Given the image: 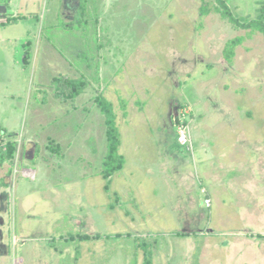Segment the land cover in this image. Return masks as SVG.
<instances>
[{"label":"rangeland","instance_id":"rangeland-1","mask_svg":"<svg viewBox=\"0 0 264 264\" xmlns=\"http://www.w3.org/2000/svg\"><path fill=\"white\" fill-rule=\"evenodd\" d=\"M225 1L254 18L264 0ZM215 6L1 5L10 22L0 24V149L17 148L0 168V264H144V242L152 264H264V37ZM238 36L230 64L223 49ZM60 76L84 83L74 102L54 97ZM99 94L124 158L109 179ZM176 116L192 151L177 144Z\"/></svg>","mask_w":264,"mask_h":264},{"label":"trees","instance_id":"trees-1","mask_svg":"<svg viewBox=\"0 0 264 264\" xmlns=\"http://www.w3.org/2000/svg\"><path fill=\"white\" fill-rule=\"evenodd\" d=\"M11 0H0L1 5L9 6ZM216 2V6L214 11L220 15L223 20L228 21L235 28L242 29L248 32V36H252L254 34H261L264 37V1L258 2V8L256 9V17L251 18L247 17H238L235 15L231 8L228 6L225 0H214ZM210 10L206 7L201 8L202 15H208ZM83 7L78 9L77 14L74 20L77 18H81L83 15ZM6 19V23L10 22L9 15H0V19ZM73 20V22H74ZM245 41V37L238 36L228 40L223 49V58L228 63L232 64L235 55L236 49L241 46ZM55 83V91L54 97L59 99L62 103L65 102H74L77 97L83 92L84 83L77 79H72L68 76H60L54 79ZM94 103L100 109L101 113L104 116V124L106 129V138H107V146L108 152L105 156V160L103 163V168L100 171V174L105 178L109 179L116 172L122 169L124 165V158L120 154L121 147V135L119 133V129L116 125V117L114 114L113 107L111 103L103 97L102 94H99L93 98ZM126 115V110L125 113ZM176 121V120H175ZM177 139V138H176ZM177 144H180L177 141ZM16 144L13 142H9L5 148L0 149V168L6 164L13 161L16 153ZM52 151H59L60 148L58 145L53 143L50 146ZM83 238H88L89 236H81ZM142 247L146 249L145 255V263L144 264H152V259L149 256V243H142Z\"/></svg>","mask_w":264,"mask_h":264},{"label":"built area","instance_id":"built-area-1","mask_svg":"<svg viewBox=\"0 0 264 264\" xmlns=\"http://www.w3.org/2000/svg\"><path fill=\"white\" fill-rule=\"evenodd\" d=\"M176 120V128H177V141L178 143L186 147L187 150L192 151L193 150V143L192 139L190 138V129L188 122L185 119L179 118V116L175 118ZM202 193L205 195L206 191L203 190ZM205 204L207 207H210L211 205V200L209 198L205 199Z\"/></svg>","mask_w":264,"mask_h":264},{"label":"crops","instance_id":"crops-1","mask_svg":"<svg viewBox=\"0 0 264 264\" xmlns=\"http://www.w3.org/2000/svg\"><path fill=\"white\" fill-rule=\"evenodd\" d=\"M0 6H1V4H0ZM3 6H6V5H3ZM0 15H9L8 14V12L7 13H2V14H0ZM6 22V19H4V18H2V19H0V24L1 25H5V24H7V23H5ZM211 200V199H210ZM212 202V201H211ZM211 207V206H210ZM2 257H4V256H2Z\"/></svg>","mask_w":264,"mask_h":264},{"label":"water","instance_id":"water-1","mask_svg":"<svg viewBox=\"0 0 264 264\" xmlns=\"http://www.w3.org/2000/svg\"><path fill=\"white\" fill-rule=\"evenodd\" d=\"M1 7V6H0ZM0 14H2V13H0Z\"/></svg>","mask_w":264,"mask_h":264}]
</instances>
